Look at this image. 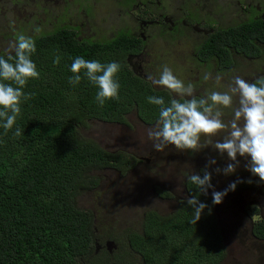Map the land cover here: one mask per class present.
I'll return each instance as SVG.
<instances>
[{
  "label": "trees",
  "instance_id": "obj_1",
  "mask_svg": "<svg viewBox=\"0 0 264 264\" xmlns=\"http://www.w3.org/2000/svg\"><path fill=\"white\" fill-rule=\"evenodd\" d=\"M251 15L215 29L201 44V61L215 63L220 71L231 68L234 57L264 65V17ZM32 38L36 51L31 60L40 78L29 79L23 91L35 95L21 100V113L7 134L0 126V264H225L212 195L200 194L189 175L183 182L186 198L196 195L208 205L196 224L191 223L193 209L182 198L166 215L146 209L138 230L112 229L103 238L97 235L95 216L79 206L78 195L96 188L97 171L121 172L138 160L122 150L101 148L80 129L93 120L126 122L125 115L132 111L144 124H153L159 106L148 103L147 97L162 96L166 104L172 97L128 69L126 58L138 49L123 31L112 39L80 41L70 29L56 28ZM56 55L61 57L58 65L53 63ZM0 56L7 59L5 53ZM76 57L119 62L114 77L120 84L119 99L99 106L98 88L84 77V70L78 85L69 84ZM17 127L22 130L19 137L14 136ZM244 184L241 187L248 186ZM155 192L171 197L168 191ZM247 214L258 211L253 208ZM251 234L264 240L263 220L252 224Z\"/></svg>",
  "mask_w": 264,
  "mask_h": 264
},
{
  "label": "rangeland",
  "instance_id": "obj_2",
  "mask_svg": "<svg viewBox=\"0 0 264 264\" xmlns=\"http://www.w3.org/2000/svg\"><path fill=\"white\" fill-rule=\"evenodd\" d=\"M184 4H182V2ZM42 4L40 8H23L18 0H0V35L23 33L32 35L33 29L40 31L51 28V22L60 20L59 16L70 18L73 24L86 23L91 30L103 32L109 36L110 32L125 26H134L131 16L122 18L118 14L117 6L111 0H37ZM188 7L190 13L198 11L207 21L217 20L225 27L241 23L248 16L264 15V0H161L160 9L168 16H176V8ZM246 9H249L248 12ZM253 9V10H252ZM131 18V19H130ZM157 29L149 28L147 33L152 36L147 40L146 54L150 62L147 64L148 73L159 78L163 66H168L185 84L195 85V94L204 96L211 91L225 92L232 83L234 76H240L251 81L257 76H264V65L234 57V65L225 71L216 70L212 66H203L192 62L191 46L196 44L197 36L192 32L180 37V44H167L165 38L153 36ZM100 35V34H99ZM3 37V36H2ZM100 37V36H99ZM14 39L2 40L0 37V51L5 53L9 42ZM206 72L212 78L203 80ZM221 76L219 83L215 77ZM238 106V96L233 98V107ZM222 119L225 123L233 118L232 108H222ZM126 122L104 123L88 121L86 127L80 129V134L101 148L109 151L122 150L133 155L138 163L121 172L113 169L97 171L99 183L96 188L81 192L77 202L79 206L93 212L95 216L96 233L104 237L109 230L134 228L138 230L141 216L146 209L166 215L172 212L178 200L186 198V188L183 185L185 176L203 170L209 159L214 158L216 164L208 171L212 173L211 183L215 191H224L229 184L237 181L234 191H229L223 197L222 203L215 204L214 213L218 221L224 246L225 264H264V240H259L251 234L252 224L257 220L264 221V182L259 177L252 176L245 168L246 159L237 157L240 166L230 175L222 172L217 174L214 169L224 168L232 161L227 154L221 155L211 145L199 152L191 150L181 151L169 145L163 151L157 152L153 148V141L148 138V130L155 126L144 124L134 111L125 115ZM242 123V121H241ZM226 131L211 137L213 141L220 140ZM207 137H201V143ZM251 179L252 183H247ZM248 185L241 187L242 184ZM161 189L171 193L170 198L157 195L155 190ZM213 189L208 190L212 195ZM257 209L258 214L248 216L247 211Z\"/></svg>",
  "mask_w": 264,
  "mask_h": 264
},
{
  "label": "clouds",
  "instance_id": "obj_3",
  "mask_svg": "<svg viewBox=\"0 0 264 264\" xmlns=\"http://www.w3.org/2000/svg\"><path fill=\"white\" fill-rule=\"evenodd\" d=\"M35 31L39 32L40 28L37 27ZM35 51L34 39L20 33L5 49L7 59L0 56V121H2L0 126L5 130V134L16 124V119L21 113V100L27 101L35 95L23 91L29 79L40 78L36 64L31 60V55ZM60 60L61 57L56 55L53 63L58 65ZM120 68V63L116 61L102 64L98 60L76 57L71 64L70 70L74 75L69 77V84L78 85L82 79L81 70H84V77L98 88L95 101L102 107L106 100L119 99L120 84L114 77ZM211 78L209 72L203 76L204 81ZM147 80L154 86H161L176 94L168 104L162 96L147 97L148 103L159 106V118L147 133L148 138L153 141L155 151L161 152L172 145L181 151L199 152L211 145L221 155L226 153L228 160L232 161L222 169L215 168L217 174L234 173L240 166V160L237 159L239 156L246 159L247 171L252 176L259 177L260 182H264V76L250 83L237 75L233 77L227 91H211L200 97L195 94L193 83L185 84L166 65L162 67L159 78L148 75ZM215 80L219 83L221 76L218 74ZM3 81H11L16 86ZM234 96H238L236 107H233ZM222 108L233 109V118L227 123L222 119L224 115ZM222 131H226L222 141L211 139ZM21 135L22 130L17 127L14 136ZM202 136L208 138L203 143ZM214 164L216 160L209 159L202 170V175L192 173L187 177L200 194L207 195L208 190L213 189L212 173L208 168ZM240 182L242 181L238 179L222 192L213 189L212 203H222L223 197L229 191H234ZM247 183H252V180L249 179ZM186 202L193 209L191 223L196 224L208 205L201 202L196 195L186 198Z\"/></svg>",
  "mask_w": 264,
  "mask_h": 264
},
{
  "label": "flooded vegetation",
  "instance_id": "obj_4",
  "mask_svg": "<svg viewBox=\"0 0 264 264\" xmlns=\"http://www.w3.org/2000/svg\"><path fill=\"white\" fill-rule=\"evenodd\" d=\"M47 1V0H45ZM51 3H57V0H49ZM116 6L118 10V14L125 18L127 16H131L132 21L135 23L133 27L125 26L122 29H118L116 31L110 32L109 36H106L103 32H95L93 29L91 30V25H87L86 23H79L73 24L70 18L64 17V13L59 16L60 20H55L51 22V28L46 31H39L32 33V36L39 35L44 32H49L52 30H56V28H68L70 29L75 37L80 41H97L103 39H112L121 31L125 34L132 36L134 38V44L138 49L137 52L131 53L126 58V64L128 69H130L137 77L145 80L148 82L153 88L155 89H163L168 91L172 98L176 97L175 93L170 92L169 90L164 89L161 86H154L151 84L150 81L147 80V76L150 75L148 70H152L151 68L147 67V64L150 62V59L147 58L146 54V45L147 40L152 36V34H148L147 31L149 28L157 29L156 32L153 33V36L157 38H162L166 34H169L168 38H165V42L167 44L173 43L175 46L176 44H180V37L182 35H187V33L192 32L194 35L197 36V43L190 44L191 46V58L192 62H196L203 66H210L206 62H202L200 59V47L204 40L209 37V35L217 28L225 27L220 21L213 19L212 21H207L204 16H200L198 11L194 13L189 12V8L184 5V8L178 6L176 11L178 15L176 16H168L163 14L162 12L157 13V9H160L161 0H111ZM185 1L182 2L184 4ZM18 4L22 5L23 8H40L42 4L37 2V0H18ZM249 9H246L248 12ZM264 17V15H261ZM130 18V19H131ZM235 25V24H234ZM8 34L7 36L0 35L1 39L3 40H10L11 37L16 34ZM18 34V33H17ZM100 34V35H99ZM3 36V37H2ZM31 36V37H32ZM100 36V37H99ZM13 39V38H12ZM176 47V46H175ZM1 52V51H0ZM4 53V52H1ZM213 67L220 71L215 65ZM225 71L222 70V72ZM263 76V74H262ZM155 77V75H154ZM257 76L253 78L250 83L254 81V79L259 78ZM200 97L199 95H197ZM178 98V97H177ZM199 171V170H198ZM197 171V172H198ZM196 173V172H195ZM187 174V175H191ZM185 179L183 180V182ZM186 194H187V190ZM188 195V194H187Z\"/></svg>",
  "mask_w": 264,
  "mask_h": 264
}]
</instances>
